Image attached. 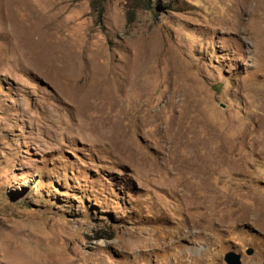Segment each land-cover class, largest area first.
<instances>
[{
	"label": "rangeland",
	"instance_id": "374dc122",
	"mask_svg": "<svg viewBox=\"0 0 264 264\" xmlns=\"http://www.w3.org/2000/svg\"><path fill=\"white\" fill-rule=\"evenodd\" d=\"M228 252L264 264V0H0V264Z\"/></svg>",
	"mask_w": 264,
	"mask_h": 264
},
{
	"label": "bare ground",
	"instance_id": "6f19581e",
	"mask_svg": "<svg viewBox=\"0 0 264 264\" xmlns=\"http://www.w3.org/2000/svg\"><path fill=\"white\" fill-rule=\"evenodd\" d=\"M13 29V30H12ZM10 29V31L12 30V47L13 45L15 46L14 42H19L21 44H25V45H31L30 48L34 49L35 51H37L39 53V56H34L33 58L37 59L38 61V65L37 66H41L44 65L41 69L38 68V70L41 72H43L45 75L49 76L50 74H57V73H62L64 71H66L67 69L70 70H77V73H84V70L86 68V62L84 61H77V62H73V61H68V62H59L57 65L51 64L49 61L51 60L50 58L46 57L44 53H46V51H41L38 49L39 45H43L42 41L44 39L45 36V32L41 29H35V30H24L22 33L17 32V30L14 28ZM26 29V28H24ZM33 40V41H32ZM10 44V43H9ZM29 48V49H30ZM24 49V48H23ZM27 49V50H29ZM16 51V50H15ZM26 54V53H25ZM22 55V53H21ZM20 55V56H21ZM28 55V54H27ZM22 57V56H21ZM28 57V56H27ZM23 58V57H22ZM21 58V59H22ZM30 58V56H29ZM51 58L53 59L54 56L53 54H51ZM28 60V59H27ZM43 60V62H42ZM49 60V61H47ZM30 61V59L28 60ZM58 61V60H57ZM57 61H54L55 63ZM64 61V60H63ZM21 62V61H20ZM27 62V61H26ZM30 64H34V62L31 60ZM85 74V73H84ZM61 79H64V82H66L65 86L62 88L61 91L66 90V92H68L65 96L70 99V100H74L76 97H79L80 95L83 96V92L84 90L86 91L87 87L89 84L86 83V75H84V78L81 80H83L82 83H78L77 79L76 80H71L70 76L67 75H60ZM58 79V78H57ZM59 80V79H58ZM60 82V81H59ZM116 85V84H115ZM118 86V85H117ZM93 91V90H92ZM96 91L98 92L99 96L101 97V99L103 100L102 103H108L109 106L113 105V103L118 102L119 97L117 95V91H118V87L116 89L113 90L112 87L107 86L106 88H102V89H96ZM101 91V92H100ZM65 92V91H64ZM119 92V91H118ZM91 93V92H90ZM121 96V95H119ZM87 97V95H86ZM81 98V97H80ZM101 103V104H102ZM102 106V105H101ZM104 109V108H103ZM106 118L104 117L102 119L103 124H105ZM101 122V121H100ZM172 122V121H171ZM102 126V125H101ZM172 127V126H171ZM101 129V128H100ZM109 129V128H108ZM179 129V128H178ZM99 130V129H98ZM172 131V130H171ZM166 132V131H165ZM177 132V131H175ZM169 134V133H168ZM173 136V135H172ZM141 157V156H140ZM138 157V158H140ZM193 162V161H192ZM191 162V163H192ZM195 164V163H194ZM193 167V166H191Z\"/></svg>",
	"mask_w": 264,
	"mask_h": 264
},
{
	"label": "water",
	"instance_id": "95a60500",
	"mask_svg": "<svg viewBox=\"0 0 264 264\" xmlns=\"http://www.w3.org/2000/svg\"><path fill=\"white\" fill-rule=\"evenodd\" d=\"M252 252V249H249L247 251L248 254H250ZM224 260L226 261V263L228 264H239V255L234 253V252H228L225 257Z\"/></svg>",
	"mask_w": 264,
	"mask_h": 264
}]
</instances>
